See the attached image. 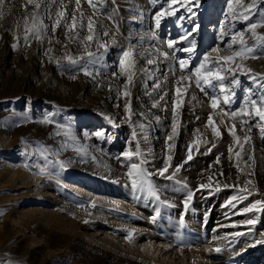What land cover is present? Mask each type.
<instances>
[{
  "label": "rangeland",
  "instance_id": "1",
  "mask_svg": "<svg viewBox=\"0 0 264 264\" xmlns=\"http://www.w3.org/2000/svg\"><path fill=\"white\" fill-rule=\"evenodd\" d=\"M134 1L96 0L103 20L98 24L109 34L99 35L95 24L94 38L106 45L117 42L119 61L123 52L133 46L124 31L132 22L129 17ZM225 1L177 0L175 4L181 6V11L172 23L170 17L165 18L162 38L165 40L169 31L175 38L187 37L186 47L195 44L191 55L198 56V67L205 55L212 54L219 40L224 44L231 41L230 35L221 37L213 33L214 45L201 50L202 40L191 37L199 28L209 31L219 24V20H208L206 12L216 9L226 15L228 0ZM43 2L53 4L47 19L51 22L62 3L69 16L75 9V0ZM25 5L26 0H6L4 15L0 17V264H248L255 253L264 256V206H258L261 211H242L257 200L264 201V122L255 116L244 117L247 123L243 125L237 122L236 134L251 137L239 144L219 124L220 115L213 119L222 138H215L211 129L205 128L209 114L213 113L210 96H219L220 108L229 112L239 110L247 89H252L253 99L259 97L264 90L257 87L250 74L237 70L239 84L227 105L222 102L224 93L218 86L215 90L205 87L206 100L197 94L194 84L188 89L182 107L177 110V135L168 142L175 143L171 164L174 167L182 163L188 145L198 137H206L209 143L199 144V152L193 147V159L184 164L174 179L166 178L173 167L164 176L150 177L160 197L157 200L146 187L143 191L139 187L133 189L127 175V165L132 161L124 153L134 150L139 142L150 161L145 167L152 172L164 167L169 154L166 137L172 135L176 80L181 74L173 75L168 67L161 87L152 92L150 103L159 102L158 112L152 117L135 116L132 90L127 89L130 96L123 95L125 75L121 71L97 75L92 68L94 56L90 58L87 53L100 49L95 42L69 40L63 26L53 32L52 27L46 26L47 20L40 18L42 38L30 36L25 43L24 17L34 10L33 5L27 4L26 12ZM84 13L91 15L87 9ZM262 16L264 3L259 5L253 20ZM226 17L232 31L246 28L247 22ZM152 28L149 32L159 37L160 28ZM84 35L87 33H81ZM145 40L143 45L155 48V38ZM92 44L96 46L90 48ZM163 47L155 50L161 57V53L168 52ZM183 54L186 59L191 56ZM68 56L76 63H70ZM125 63L127 67L129 62ZM246 63L256 73H264V58ZM85 68L93 75H85ZM165 91L168 95L160 100ZM193 95L196 99H192ZM126 104H130V119ZM224 119L232 123L228 117ZM211 143L217 146L203 155ZM218 155L219 164L215 163ZM133 161L138 162V158L133 157ZM218 169H234L237 174L221 175L216 172ZM22 176L29 180L28 184ZM248 180L252 181L247 184L252 194L243 201H232L233 196L242 195L239 188ZM86 191L93 198H87ZM189 191L193 195L185 209ZM168 203L175 207H168ZM249 219H256V223L247 224ZM214 241L218 246L211 249Z\"/></svg>",
  "mask_w": 264,
  "mask_h": 264
},
{
  "label": "snow or ice",
  "instance_id": "2",
  "mask_svg": "<svg viewBox=\"0 0 264 264\" xmlns=\"http://www.w3.org/2000/svg\"><path fill=\"white\" fill-rule=\"evenodd\" d=\"M43 0H26L25 9L27 12V4H31L34 6V10L31 13H27L24 17V24H25V35L24 41L27 43L30 36H36L37 38H42L41 36V29L43 27L42 21L39 18V9L41 8ZM89 7H91L94 11L92 15L85 16L84 11L81 9V0H75V9L72 11L71 15L69 16L68 12L66 11L67 6L63 3L61 4V10L56 12L55 20L52 25V31L55 32L57 28L63 26L65 29V34L69 40H76L79 39L82 42H95L98 48H105L107 50V45L104 43H99L94 38L95 33V21L93 16L97 11H99L97 5L93 2V0H87ZM177 0H170V4H175ZM6 3V0H0V17L4 15L3 8ZM151 3L155 5L157 0H151ZM261 3H264V0H228V12L226 15L231 16L232 20L240 21V22H247L246 28L241 30H233L228 32L225 28L220 29V36L224 37L226 35H230L231 42L228 43L227 47L221 49L219 47H215L211 50L212 53H216L213 57L211 53L205 55L201 60L199 66L195 69V71L184 74L185 69L188 67V60L180 59L179 63V70L181 75L176 80V97L173 99V108H172V135H168L166 137V144L168 147L169 154L167 155L164 161V167L157 169L155 172L149 171L145 165L150 163L147 159L146 155L141 151V147L139 142L136 143L135 149L130 150L124 153V156L129 160L132 161L127 165L128 172L127 175L131 179L133 189L137 187L140 190H144L145 187L150 195L154 196L157 200H160V197L157 193V190L154 184L151 182L150 177L152 175H159L164 176L165 173H168L170 167H173L171 161L173 160L172 150L175 147V143L169 144V141H174V137L177 135V110L182 107L183 105V96L187 93L188 89L191 88L194 84L195 88L199 89L200 91L204 92L205 87L215 88L218 86L221 93L223 95V104H230L232 102V97L235 95V87L239 84V80L236 78L237 70H242L250 74L251 79L257 83V87L264 90V73H256L253 69H251L246 61L248 60H256L264 58V32L258 31L259 29H264V16L259 19L253 20V16L257 14V9ZM79 13V15H77ZM165 13L174 14L171 8L165 9L161 12L156 14V27L158 28L160 25V19ZM87 21L85 26L84 21ZM87 28V35L81 36V32ZM233 29L235 28V24L233 23ZM109 33L105 32L104 35L107 36ZM187 37H185L186 39ZM249 41H252L249 43ZM59 43V40L56 41ZM51 43V40H49ZM174 41L169 40L167 42V47L169 49H173V53L175 51H183L187 53H193L195 50V44L191 43L189 47H184L181 49L174 48ZM15 48L16 45H13ZM51 51V49H50ZM89 57L95 56V53L88 52ZM165 58H168L169 53L163 52L161 53ZM132 56V49L129 48L128 50L124 51L122 57L120 59L119 67L121 69V73L124 74L127 78V81L130 83L133 79V75L128 71L129 68L133 67V62L129 61V64L126 67V60H128ZM68 61L70 63L75 64L76 61L73 57L68 56ZM173 59L175 56L173 55ZM148 64H152L153 61L151 59L147 60ZM170 71L173 72L175 75V71L170 68ZM85 75H93L87 68L83 69ZM144 71H148L145 69ZM98 75V73H97ZM167 77H165V81ZM227 81V83H226ZM186 82V83H184ZM161 87L160 83L154 85L155 89H159ZM126 89L123 93L124 96H130V92L127 91L128 84L124 85ZM247 96L243 100L242 106L239 110L236 111H226L220 108L221 98L217 95H212L209 97L210 99V107L213 109V113H210L207 118V123L205 124V128H210L212 135L215 138H222L221 131L219 126L217 125L216 121H214V115H220L221 119L219 124L224 125L228 129L229 135L233 137V141L237 144L241 142L243 139L244 142L250 141L251 137L245 135L243 138L236 134V123L239 122L241 125L247 123V120L243 119L244 117L251 118L253 116L258 117L261 122H264V91L261 92L258 98L253 99L254 93L252 89H247ZM207 95V93H205ZM151 95V93H149ZM168 93L165 91L163 95L160 96V100H163ZM192 99H196L195 95L192 96ZM159 102H154L153 107H157ZM220 109L217 113L216 110ZM166 110V109H164ZM125 112L128 113L129 119L131 118L132 112L130 108V104L125 105ZM224 117H228L232 123L228 124ZM109 121V123H113L110 117H105ZM157 120L160 117H156ZM199 119V117H197ZM45 123L49 121H44ZM59 127V125H58ZM141 129L145 126L143 124L139 125ZM264 130V129H262ZM197 133L200 132L199 129L196 130ZM250 131V129H249ZM97 135H101V133H97ZM203 135V134H201ZM135 137V133H134ZM145 139L147 137L145 136ZM208 144L209 141L205 137L203 140H200L198 137L196 140L192 141L188 145V152L186 159L173 167V171L169 173L166 178L169 180L174 179L176 173L180 172L181 169L184 167V164H187L189 160L193 159L192 150L193 147H196V151L199 152V144ZM217 145L215 143H211V147L206 148V151L202 153L203 155H208L213 148ZM243 145L241 144V149ZM229 156L228 159L231 161L233 148L230 145L228 148ZM237 157H239V153H236ZM133 157L138 158V162L133 161ZM215 163H220V156L216 157ZM63 167V165H61ZM239 170V164L236 165ZM43 172V169H41ZM223 175V171L220 172ZM209 181H211V176H209ZM180 183L179 180L176 181ZM252 181L248 180L245 182V186L239 188V192L242 195L233 196L231 198L232 201H243L247 199L249 195L252 194L251 190L247 189V184H251ZM187 187V184L184 185ZM201 187H208V185H201ZM224 187H229V185L225 184ZM219 190V187H217ZM192 192L189 191L187 199L184 201L185 209L188 207V202L192 199ZM161 203H167L166 201H160ZM231 202V201H230ZM258 206H264V201L257 200L250 204L249 206L242 209L243 212H253V211H261L262 208ZM95 207V205H93ZM168 207H175L174 204L168 203ZM235 207V205H233ZM2 215V213H0ZM88 223V221H85ZM247 224H255L256 219H249L246 221ZM235 235H240V233H236ZM128 239H131V233L129 234ZM264 242V241H261ZM219 251V249H217Z\"/></svg>",
  "mask_w": 264,
  "mask_h": 264
},
{
  "label": "bare ground",
  "instance_id": "3",
  "mask_svg": "<svg viewBox=\"0 0 264 264\" xmlns=\"http://www.w3.org/2000/svg\"><path fill=\"white\" fill-rule=\"evenodd\" d=\"M223 1H224V3L226 2L225 0H222V2ZM93 2L96 4V0H93ZM51 5H53V4H51V2H50L49 4L44 3L41 6V8L39 9V18L46 19V20L49 18V10L51 9ZM163 5H165V6H163ZM164 7H165V9H169V7H170L174 14L165 13V15H163L161 17L160 25L158 27V28H160V31L158 30L160 32L158 35L159 37H154L152 35L153 33L149 32V31H150V29L151 30L153 29L152 28L153 26L156 27V14L158 12L165 10ZM180 7L177 4H170L169 0H157V3L155 5H153L151 3V0H135L133 2V8L134 9L132 10L133 12L131 13V15L129 17L132 22L129 26H127V28L124 31V33L131 38L132 42L131 41L130 42H131V44H133V46H131L132 56L128 60H126L127 63L129 61H131L134 64L133 67L128 69V71L133 75V79L129 83L127 81L126 76H125L126 80L124 81V85L127 83L128 88H130L133 92V94L131 96V102H132V105L134 108L135 116L152 117L155 113L158 112L157 108L153 107L152 106L153 104H151L150 101L153 98L152 95H154V93H152L155 89L154 85L157 83H160L161 78L169 72L168 67L172 68L175 71V73L181 74L180 70H179L178 61L180 59H185V60H188V67L185 69L184 74H189V73L195 71V69L197 68L196 60H197L198 56L190 54L191 56L186 59L184 54H183L184 53L183 51H175L173 53V49H169L167 47V42L169 40H171V41L175 42V44H174L175 49L184 48V47H186V44H187V40L185 38H179V39L175 38L174 37L175 35L173 34L172 31H169L167 33L165 40L162 38V35H163L162 33L164 30V27L166 26L165 22H167V21H165V18L170 17L169 21L173 22V19H176L175 17H177V15L181 11ZM81 9H84V11H86V9H87V12L91 13V15L93 14V11H94L91 7H89L87 0H81ZM202 13L204 14V12H202ZM101 14H102V10L99 9V11H97L94 15L95 19L94 18L93 19L95 21V24L97 25L98 30H99V35L102 33L104 35V33H105V30H103L104 26L98 24V22H100V23L103 22V20L101 19L102 17L100 16ZM206 17L208 20H219L220 22H219V24L211 26L209 31H203L199 28L198 32H196L197 34L191 36L194 39H200V41L202 40L201 45H200L201 50H206L210 46L214 45V37L212 35L214 33L216 36H220V29L221 28H225V30L228 32L232 31V29L229 27V24H230L229 21L230 20H228V17H226V15L224 13H221L220 11H218L216 9L215 10H209L206 12ZM46 22H47L46 26L48 28H51L53 22H51L49 20H47ZM95 28H96V26H95ZM145 29L147 31L144 33L143 31H145ZM156 29H155V31H156ZM85 32L87 33L86 27L81 33L84 34ZM227 36H229V35H227ZM143 38L146 39L145 42H150L151 40H153L155 38V43H156V44H154L155 48L151 47L150 45H149L150 47L145 45V44L143 45V43H142ZM228 38L230 39V36ZM104 39H105V36H104ZM113 42L110 43V45L109 44L107 45V50H105V48H100L99 50H97L95 53L94 59L92 60L93 61L92 68H94L96 70V73H99L100 75H103V73H106V71H110L113 73H115V72L117 73V71L118 72L121 71V69L119 67L120 61H119V57H118L119 56V53H118L119 49L117 48L118 44H117V42H114V43ZM216 45L219 48H221L220 46H223L224 48H226L228 43L224 44L223 40H219ZM94 46H96V45L92 44L89 47L91 48ZM159 47H161V49H162V47H163V49L164 48L167 49V51L169 53L168 58L161 57L160 55H158L155 52V50ZM196 48H198V47H196ZM221 49H223V48H221ZM85 51H87V50H85ZM83 53L86 54V52H83ZM173 55L175 56V59H173ZM211 55L214 57L216 55V53H212ZM148 59H151L153 61V63L148 64L147 63ZM145 69H147L148 71L147 72L144 71ZM196 91H197V94L201 95L202 98L205 99L207 97V95L205 94L206 91L202 92L197 88H196ZM149 93H151V95H149ZM111 96L113 97L114 95H111ZM221 170L223 171V174L224 173L225 174L229 173L230 175L231 174L232 175L237 174V171L234 169H218L216 172H221ZM21 179H22V181L27 182V184H28L29 180L27 178L22 176ZM82 183H84V182H82ZM72 187L75 188V186H72ZM79 187L80 186H76V189L80 190V191L83 190V192H85L84 189H81ZM86 192H87L85 194L86 197L90 199L92 197V195L88 193L89 191H86ZM215 244L216 243L214 241L213 248H211V247L210 248L214 249V247L218 246L217 244L216 245ZM247 257L248 256H246V258ZM249 258L250 259L247 258L248 264H264V256L260 257L259 255H257V253L250 256Z\"/></svg>",
  "mask_w": 264,
  "mask_h": 264
}]
</instances>
